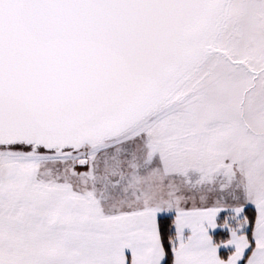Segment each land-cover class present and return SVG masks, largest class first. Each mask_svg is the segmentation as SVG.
Listing matches in <instances>:
<instances>
[{"label": "snow or ice", "instance_id": "6c2138e0", "mask_svg": "<svg viewBox=\"0 0 264 264\" xmlns=\"http://www.w3.org/2000/svg\"><path fill=\"white\" fill-rule=\"evenodd\" d=\"M0 264H264V0H0Z\"/></svg>", "mask_w": 264, "mask_h": 264}]
</instances>
